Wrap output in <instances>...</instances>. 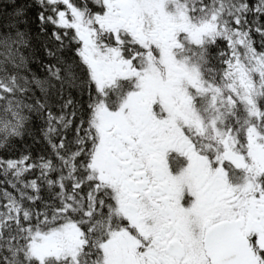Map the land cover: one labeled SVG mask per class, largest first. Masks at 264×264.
Wrapping results in <instances>:
<instances>
[{
	"label": "snow or ice",
	"instance_id": "1",
	"mask_svg": "<svg viewBox=\"0 0 264 264\" xmlns=\"http://www.w3.org/2000/svg\"><path fill=\"white\" fill-rule=\"evenodd\" d=\"M0 264H264V0H0Z\"/></svg>",
	"mask_w": 264,
	"mask_h": 264
},
{
	"label": "trees",
	"instance_id": "2",
	"mask_svg": "<svg viewBox=\"0 0 264 264\" xmlns=\"http://www.w3.org/2000/svg\"><path fill=\"white\" fill-rule=\"evenodd\" d=\"M35 30V29H34Z\"/></svg>",
	"mask_w": 264,
	"mask_h": 264
}]
</instances>
